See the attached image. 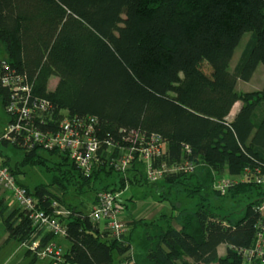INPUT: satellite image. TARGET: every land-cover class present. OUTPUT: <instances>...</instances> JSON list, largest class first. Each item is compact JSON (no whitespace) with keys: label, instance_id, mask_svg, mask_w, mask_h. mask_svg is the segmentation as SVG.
I'll return each mask as SVG.
<instances>
[{"label":"trees","instance_id":"1","mask_svg":"<svg viewBox=\"0 0 264 264\" xmlns=\"http://www.w3.org/2000/svg\"><path fill=\"white\" fill-rule=\"evenodd\" d=\"M247 33L251 38L231 71L235 50ZM0 46L2 60L28 77L33 96L52 103L55 119L63 110L71 116L96 117L99 138L116 144L112 158L129 145L124 133L138 130L159 134L166 143L155 167L183 158L198 164L192 174L166 175L160 182L169 188L181 185L183 192L195 196L206 188L213 190L215 172H264V88L242 94L236 90L238 80L250 81L264 64V0H0ZM54 77L58 82L50 90ZM10 94L0 87L4 108ZM238 102L241 106L229 120ZM8 146L0 142L1 162L16 177L21 164L48 167L50 158L41 149L14 145L25 154L20 164L10 165L3 153ZM45 153L61 158L56 167H49L54 175L50 183L31 191L18 180L34 196L38 209L48 210L54 199L67 205L50 188L53 184L62 195L71 188L83 194L126 185L118 174L120 183L97 189L93 177L113 174L111 166L100 164L87 177L67 154ZM129 172L130 186L149 184L143 164L135 163ZM164 185L157 188L160 201L169 200L162 192ZM256 189L257 199L235 223L215 213L202 196L191 211L172 204L179 211L180 229L163 214L157 221H134L122 240L101 231L84 208L67 205L72 215L66 221L69 248L62 264H246L244 251L254 243L264 187L238 184L228 191L236 195ZM0 218L9 240L23 244L33 238L35 227L27 212L20 207L8 212L1 195ZM57 238L42 233L39 245L57 243ZM221 245L227 247L225 256L219 255ZM26 255L32 256L28 264L39 259L30 250ZM117 256L123 257L120 262Z\"/></svg>","mask_w":264,"mask_h":264},{"label":"built area","instance_id":"2","mask_svg":"<svg viewBox=\"0 0 264 264\" xmlns=\"http://www.w3.org/2000/svg\"><path fill=\"white\" fill-rule=\"evenodd\" d=\"M0 87L11 92L5 107L9 123L0 142L6 141L12 147L20 146L27 150H55L67 154L87 177L92 175L97 166L105 163L126 179L124 188L96 192L88 214L91 221L101 231L106 230L112 238L122 240L127 235L128 229L122 215L132 198L128 176L135 163L143 164L145 178L151 184L160 182L169 174H192L198 167L189 158L170 165L161 163L159 167H155V162L166 152V143L159 134L146 135L138 130L124 133L123 138L129 145L126 148L120 147L119 155L112 158L116 144L111 139L99 138L96 117L71 116L63 110L59 112V118L55 119L52 103L48 99L33 96V86L28 77L12 69L5 60H0ZM183 150L188 155L191 154L189 146L184 145ZM18 180L10 167L1 162L0 157V191L10 193L12 200L27 212L35 227L33 238L36 239L32 238L22 245L39 259H49L50 264H62L65 254L63 246L51 241L41 248L39 236L48 232L64 238L66 221L72 215V210L58 199L51 201L48 210L38 209L34 196L26 187L19 185ZM238 184L264 187V172L246 168L240 175L226 173L215 177L213 188L224 195ZM257 210L260 221L253 246L244 251L246 264H264V199Z\"/></svg>","mask_w":264,"mask_h":264},{"label":"rangeland","instance_id":"3","mask_svg":"<svg viewBox=\"0 0 264 264\" xmlns=\"http://www.w3.org/2000/svg\"><path fill=\"white\" fill-rule=\"evenodd\" d=\"M251 38V33H247L243 36L239 46L236 48L230 69L231 71H234L236 66L239 63V60L241 58V55ZM5 54L3 53V49L0 46V59H4ZM204 69L208 71V66L204 64ZM58 82L57 78H51L49 82V89L53 90ZM264 88V64H260L251 78L250 81H242L238 80L236 90L238 93H246V92H253V91H260ZM241 103L238 102L230 116L229 120H232L235 116V114L238 112V109L240 108ZM9 123V115L6 113L4 105L2 103V100L0 98V138L5 133V130L7 129ZM4 157H9V163L10 165L15 166L16 164H20L23 160L24 156V150L16 149L12 146L4 147L3 148ZM48 158H50L48 167L46 166H25L22 167V164L20 166V170L18 171L21 174L18 178L19 180H22V183H24L26 186L29 187L31 191L35 189L36 186L41 184H49L52 177L54 178V175L52 172H50V168L56 167L55 162H61V158L57 155H51L47 154L45 152H41ZM8 160V158H5ZM50 167V168H49ZM22 168V169H21ZM223 175L220 172H215V177H219ZM120 176H118V173L114 172L113 174H100V176L97 178L94 176V179H97L96 188L100 189V185H109V184H118L120 183ZM53 182V181H52ZM149 183V182H148ZM195 183H192L190 186L192 187ZM164 185V182H157L155 184H143L142 186L135 187L130 186V191H132V203L130 204V210L134 208L133 202H141L147 201L151 204H163L166 206L165 211L160 213V217L165 214L167 217L173 219L175 216V211L172 208V204L177 206L176 208L178 210L184 211V210H193L195 205H197L198 202H202V198H206V203H208L211 206V209L218 213L221 216H227L230 218L232 223H235L244 213L245 208L248 204L254 202L258 197L259 190H253L250 193L245 194H233V192L226 193L224 195L221 194V196H218L213 190L210 189H204L202 192L198 193V195L194 196V193L191 191L183 192V186L179 185V187H173L169 188L164 185L163 187V193L168 197L169 200L160 201L159 196L157 195V188H160ZM50 188L53 189V191L58 195L62 196L65 200V203L67 205L76 206L78 209H83V211L86 214H89L92 209V204L95 199L96 192L95 190H87L85 188V191L83 194H78L75 191H73V188L69 190L68 193H65L62 195V192H59V188L55 186L54 184L50 186ZM58 189V190H57ZM58 191V192H57ZM203 196V197H202ZM171 200V202H169ZM81 206V207H80ZM163 205L159 208H162ZM179 213V211H176ZM157 213H155L154 216H156ZM142 215V214H141ZM140 215V217H141ZM19 247L18 243H13V245L6 248L5 255L9 254L11 252L12 248ZM225 248V247H222ZM13 249V250H14ZM25 248L20 250L19 253L14 256L12 262L10 264H22V260L25 258Z\"/></svg>","mask_w":264,"mask_h":264},{"label":"crops","instance_id":"4","mask_svg":"<svg viewBox=\"0 0 264 264\" xmlns=\"http://www.w3.org/2000/svg\"><path fill=\"white\" fill-rule=\"evenodd\" d=\"M0 195L2 198H4L5 202L8 205V212H12L13 210L19 208V206L12 200L10 193L8 191L1 190ZM131 203L132 202L129 203L127 210L122 215L123 219L127 225V229H128L127 235L130 234L134 221L143 220L145 222H151V221L160 220L161 219L160 213H162L166 209V206H164V203L163 204L156 203L153 205L151 203H148L147 201L142 200L141 202H137V201L133 202L134 208L132 210H130V206H131L130 204ZM162 205H163V207L159 208ZM155 213H157L156 216H154ZM140 215H141V217H140ZM178 215H179L178 212L175 211V216L172 219L171 223L175 228L180 229ZM161 222L163 223V221H161ZM56 241L58 244L63 246L64 249L67 250L69 248V243L64 238L59 237V238H57ZM14 242L18 243L17 241L9 240V235L6 232L4 222L0 218V264H10L12 262L14 256H16V254L19 253V251L24 249V248H25L26 252H25V256H24L25 258L22 260V264H28L32 260V256L26 255L28 249L20 243H18L19 247H16L15 249L12 248L11 252L9 254L5 255L6 248L13 245ZM222 247H225V248H222ZM218 251H219L220 256H225L226 251H227V247L225 245H221L219 247ZM136 254H137V249L135 248V245H133V247L131 249V256L135 257ZM122 258L123 257H121V256H117L116 262H120ZM34 264H50V260L49 259H45V260L38 259L35 261Z\"/></svg>","mask_w":264,"mask_h":264}]
</instances>
